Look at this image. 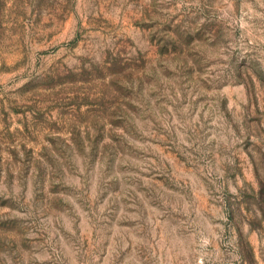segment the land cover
I'll use <instances>...</instances> for the list:
<instances>
[{"label": "rangeland", "instance_id": "1", "mask_svg": "<svg viewBox=\"0 0 264 264\" xmlns=\"http://www.w3.org/2000/svg\"><path fill=\"white\" fill-rule=\"evenodd\" d=\"M0 264H264V0H0Z\"/></svg>", "mask_w": 264, "mask_h": 264}]
</instances>
